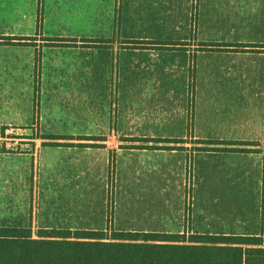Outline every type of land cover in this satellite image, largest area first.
<instances>
[{"label":"crops","instance_id":"crops-1","mask_svg":"<svg viewBox=\"0 0 264 264\" xmlns=\"http://www.w3.org/2000/svg\"><path fill=\"white\" fill-rule=\"evenodd\" d=\"M7 1L2 17L84 24L91 31L71 34L77 43L69 45H45L43 37L37 47L19 45L30 44L29 39L0 43V127L10 128L31 147H0V179L25 182L33 170V178L44 184L99 180L107 177L113 159L116 181L157 183L166 175L164 156L171 160L191 151L203 155L204 201L218 205L204 204V215L244 226L210 233L264 236L257 209L264 186V107L258 100L254 120L240 112L250 106V88L257 89L256 97L264 96V0H116L111 6L99 0H44L42 8L27 9ZM193 18L196 39H173L185 42L184 49L130 44L165 41L157 32L178 29ZM105 23L115 25L117 33H93V26ZM249 40L260 47L238 51L236 44ZM210 42L222 45H202ZM244 55L263 62L251 65ZM190 83L193 100L190 92L187 98ZM4 106L14 110L12 118L2 120ZM222 107L235 109L221 115ZM189 125L192 141L184 133ZM238 125H247L243 137L232 136ZM181 136L183 143L154 141ZM208 138L223 143L194 148L193 141ZM76 211L72 205L71 215Z\"/></svg>","mask_w":264,"mask_h":264},{"label":"rangeland","instance_id":"rangeland-1","mask_svg":"<svg viewBox=\"0 0 264 264\" xmlns=\"http://www.w3.org/2000/svg\"><path fill=\"white\" fill-rule=\"evenodd\" d=\"M128 0H124L126 3ZM18 4L19 8L27 9L28 5L40 6L44 5V0H13ZM105 6L115 4L116 0H99ZM7 0H0V14L5 10ZM11 5V3H10ZM42 18L39 20L2 17L0 15V37L15 36L18 38L30 37L33 43H19L20 46H36L37 39L46 41L45 45L52 39L69 40L71 34L90 33L91 28L86 25L70 24L68 22L55 23V20L50 21V24H44ZM68 20V19H66ZM188 23V21H187ZM133 27V26H132ZM116 26L103 24L93 26V33H108L114 35ZM197 24L195 18L187 25H180L178 29L175 26H169L166 31L157 32V35L164 37L166 42H174V37H191L196 39ZM133 31V29H132ZM131 33V31H130ZM56 35L63 37H46V35ZM45 35V36H44ZM39 37V38H38ZM173 40V41H172ZM252 40V38H251ZM244 41L236 46L239 48L242 45L249 44L260 47L259 41ZM160 41V42H165ZM191 41V40H190ZM185 43V42H177ZM186 44V43H185ZM202 45H222L210 42ZM185 46V45H180ZM181 49V47L174 49ZM36 58L39 62L41 46L37 48ZM182 49H184L182 47ZM169 50V49H168ZM244 51V50H238ZM245 60L251 65L261 64L263 61L257 59L256 55H244ZM264 89V82L262 84ZM191 93V83L187 92V98ZM257 89L250 88L247 91L246 97L250 98V106L245 105L240 112L245 119H256L257 113L255 107L258 100L264 107V96L256 97ZM193 100V95L191 93ZM257 99V101H256ZM191 100V99H190ZM256 101V102H255ZM235 109V108H234ZM226 110L224 107L219 109V113L229 114L234 111ZM14 110L4 106L1 111L2 120L12 118ZM264 116V112L262 113ZM2 127H0L1 129ZM192 126L189 125L185 131V138L192 141L194 139ZM2 130V129H1ZM0 130V131H1ZM6 130V129H5ZM5 130L0 132V135L5 136ZM247 125L241 127L238 125L235 129L233 137H243L246 135ZM8 137H17L14 132L8 134ZM96 139V138H93ZM181 138H158L155 142L162 143H183ZM210 140L193 141L194 148L199 145L206 146L209 144H218V139L208 138ZM141 140V139H140ZM196 140V139H195ZM142 142L148 140L142 139ZM3 141L1 148L13 149L20 148L14 142L6 143ZM199 142H201L199 144ZM24 143V142H23ZM146 147V146H145ZM179 148H183L180 146ZM204 148V147H200ZM202 154L179 153L171 160H167L164 156L163 167L165 177L157 183L151 181L123 182L115 180V172L110 168L108 175L104 179L87 180L77 182L71 181L66 184H44L39 178H33L37 171H31L30 176L26 177L25 182H18L15 179L2 180L0 179V227L22 228L29 227L32 230L38 227V230L43 229H65L66 226L75 225L77 229H88L95 226L98 229H109L115 231H149V232H166L183 233L193 231L196 234H214L210 232L229 230H242L244 226L238 225L227 220L219 221L218 218L211 214L204 215V204H210L216 208L218 205L212 200L204 201L206 193L205 184L202 179ZM32 159V158H31ZM115 168V167H114ZM32 169V167H31ZM233 191V190H230ZM241 193V191H237ZM260 199L257 201V209L259 208V225L261 231H264V186L261 188ZM72 202V203H71ZM76 203V204H75ZM74 205L77 209L75 216L71 214V206ZM82 207V210L79 209ZM26 225V226H24ZM49 226L51 228H44ZM67 228V227H66ZM39 234L36 231L35 235ZM222 235V233H219ZM187 238L189 235L186 233Z\"/></svg>","mask_w":264,"mask_h":264},{"label":"trees","instance_id":"trees-1","mask_svg":"<svg viewBox=\"0 0 264 264\" xmlns=\"http://www.w3.org/2000/svg\"><path fill=\"white\" fill-rule=\"evenodd\" d=\"M22 39L0 37V43L21 42ZM75 43L76 39H52L48 44ZM130 44L163 49L186 45L149 41H131ZM257 47L245 44L237 49L253 51ZM36 63L37 97L38 57ZM191 93L194 94L193 86ZM111 169L114 170L113 159ZM262 245L263 235L190 234L187 238L186 233L43 229L34 237L29 227H0V264H264Z\"/></svg>","mask_w":264,"mask_h":264},{"label":"built area","instance_id":"built-area-1","mask_svg":"<svg viewBox=\"0 0 264 264\" xmlns=\"http://www.w3.org/2000/svg\"><path fill=\"white\" fill-rule=\"evenodd\" d=\"M5 133H6V135L5 136H3V135H0V147H1V145L3 144V141H7L6 143L8 144V141L10 142H14V144H18L19 142V140H18V138H16V137H8V134H11V133H13V131L10 129V128H6V130H5ZM19 145L21 146L20 148H13V149H17V150H19V149H23V150H31V147H30V145L29 144H27L26 142L25 143H23L22 141H20V143H19ZM10 149V148H9Z\"/></svg>","mask_w":264,"mask_h":264}]
</instances>
